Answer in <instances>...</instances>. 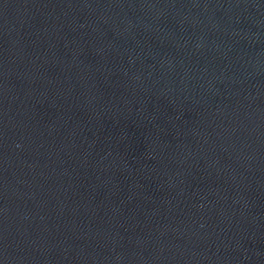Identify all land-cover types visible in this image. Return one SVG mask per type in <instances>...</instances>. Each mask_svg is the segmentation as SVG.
Here are the masks:
<instances>
[{
	"label": "water",
	"instance_id": "95a60500",
	"mask_svg": "<svg viewBox=\"0 0 264 264\" xmlns=\"http://www.w3.org/2000/svg\"><path fill=\"white\" fill-rule=\"evenodd\" d=\"M0 264H264V0H0Z\"/></svg>",
	"mask_w": 264,
	"mask_h": 264
}]
</instances>
